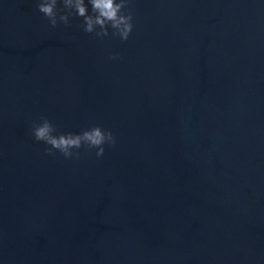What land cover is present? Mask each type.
Segmentation results:
<instances>
[{"label": "water", "instance_id": "1", "mask_svg": "<svg viewBox=\"0 0 264 264\" xmlns=\"http://www.w3.org/2000/svg\"><path fill=\"white\" fill-rule=\"evenodd\" d=\"M131 8L101 40L0 0V264H264V0ZM41 116L117 143L48 155Z\"/></svg>", "mask_w": 264, "mask_h": 264}, {"label": "clouds", "instance_id": "2", "mask_svg": "<svg viewBox=\"0 0 264 264\" xmlns=\"http://www.w3.org/2000/svg\"><path fill=\"white\" fill-rule=\"evenodd\" d=\"M88 5H91V12ZM131 5L132 0H37V10L52 27H56L59 22L69 25L71 16H79L83 18L82 29L101 40L109 35L121 41L129 39L135 26ZM110 58L115 60L121 57L119 53H112ZM31 132L36 141L47 145L44 149L46 154L55 155L59 152L65 159H79L81 149L95 150L99 158L104 155L106 146L114 147L117 143L113 131L100 124L84 128L78 133L58 132L47 116L33 121Z\"/></svg>", "mask_w": 264, "mask_h": 264}]
</instances>
